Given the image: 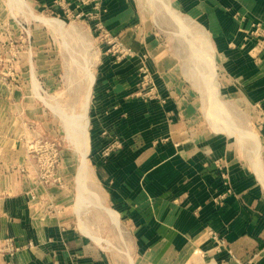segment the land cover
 I'll return each instance as SVG.
<instances>
[{"label": "crops", "instance_id": "1", "mask_svg": "<svg viewBox=\"0 0 264 264\" xmlns=\"http://www.w3.org/2000/svg\"><path fill=\"white\" fill-rule=\"evenodd\" d=\"M36 1L43 10L56 2ZM170 2L197 22L210 40L215 68L222 77L218 97L230 106L231 100L243 103L257 113L260 147L254 151L264 155V30L261 35L254 33L258 24L264 29V0ZM104 6L106 26L137 55L149 57L161 99L133 95L139 84V57L116 60L98 46L94 32L96 45L90 54L94 61L87 66L93 81L89 85L85 77L82 94L71 101L74 113L87 120V139L77 133L76 125L77 134L59 136L61 118L49 111L46 101L22 97L24 130L10 124V137L19 131L23 136L58 140L59 172L66 184H40L21 140L20 147L4 141L0 264H243L254 255L257 264H264V184L254 169L257 158L251 147H235L230 134L206 127L199 91L175 51L152 31L138 0H104ZM37 39L46 44L32 49L36 61L26 62L25 69L42 72V91L53 93L61 86L60 52L52 45L55 36L44 29ZM89 45L90 53L93 44ZM112 139L121 140L122 148L103 158L101 152ZM84 162L87 174L90 170L104 190L101 202L107 207L98 205L107 209L113 225L129 235L121 251L100 237L94 239L88 227L77 222L92 195L85 191L78 205ZM76 166L78 180L73 174ZM259 166L262 169L264 164ZM223 171L234 191L217 206L214 197L226 190L220 177ZM208 228L225 238L226 249L214 251ZM5 239L19 248L13 255L1 252Z\"/></svg>", "mask_w": 264, "mask_h": 264}, {"label": "rangeland", "instance_id": "2", "mask_svg": "<svg viewBox=\"0 0 264 264\" xmlns=\"http://www.w3.org/2000/svg\"><path fill=\"white\" fill-rule=\"evenodd\" d=\"M70 2L71 11L77 15L83 8L77 5V0H70ZM138 2L143 10V15L145 14L144 16H147L146 19L150 22L152 31L158 33L160 41L166 47L175 51L180 65L185 69L184 73L188 80L199 91L205 109L203 117L206 127L230 134L235 147H251L258 164V166H254V169L261 168L259 165L260 163L264 164V155L254 151L255 147H260L256 128L257 113L243 103L239 104L231 100L230 106L227 100L220 95L218 97L217 86L222 77L215 68L211 55V42L202 31L201 26L189 17L182 15L177 8L171 5L170 0H138ZM38 5L36 0H0V147H4L3 144L6 140L12 147H17L19 140L23 146L27 147L31 140L34 141L38 137L36 134L23 136L18 133L19 131L17 134L12 133L10 137L8 125L11 124L13 129L21 127L24 130L21 111L25 105L22 102V97L46 101L45 103L52 109L49 111H53L57 117L61 118H59L61 121L59 136L65 137L68 132L76 133L75 125L79 123L77 118H81V124L85 125V122L87 124V120H84L80 113H74L75 105H72L71 101L82 94L85 77L88 78L89 85L93 81L92 74L87 76V66L91 60L94 61V56L90 54L94 53L93 48H95L90 24L83 18L77 19L73 15L68 17L64 9L56 2L48 6L47 10L41 9V6L39 8ZM53 18H61L66 20V23L63 25V22ZM54 23L61 27L50 25ZM144 24L146 25V21ZM42 29L46 33L49 32L50 37L55 36L52 45L60 52L61 70L58 78L61 86L53 93L42 91L44 89L41 86L40 74L42 72L25 69L26 62L34 63L36 61L32 49L43 47L46 44V41L37 39ZM207 40L209 41L206 42ZM88 42L89 46L93 44L90 53L87 49ZM148 59L147 56L145 60L149 67ZM30 128L34 129L32 125ZM251 135L258 138L257 142L254 143L251 140ZM262 170L264 171V167ZM13 171L11 169V173ZM73 174L77 176V166ZM85 174L87 173L81 169L80 177L85 183L86 192L87 194L92 193L93 196L90 194V197L86 199L83 212L77 216V222L80 224L83 221L81 225L84 223L88 227V229L84 228L94 239L100 237L102 241L111 243L112 249L121 251L124 247L120 246L122 242H128L129 235L125 229L122 230L121 227L113 225L111 222L113 219L110 220L108 214L98 205L102 201L101 196L104 195L98 178L90 170L86 176ZM78 187H80V183ZM101 203L107 207L103 202ZM5 241L7 242L6 239ZM3 251L10 253L11 246L5 243L1 248V252Z\"/></svg>", "mask_w": 264, "mask_h": 264}, {"label": "built area", "instance_id": "3", "mask_svg": "<svg viewBox=\"0 0 264 264\" xmlns=\"http://www.w3.org/2000/svg\"><path fill=\"white\" fill-rule=\"evenodd\" d=\"M77 2V5L83 8L77 15L73 14L71 11L70 0H62L60 2L56 1V4L64 9V12L68 17L73 15V17H76L77 19L83 18L87 21L90 24L91 32H95L96 34L98 46H101L107 54L112 55L116 60L119 61L128 57L138 56L139 84L133 95L148 100L161 99L160 93L156 88L153 74L145 60L147 55H137V52L134 51L132 47L124 43L118 33H114L106 26L104 21V13L106 11L104 0H77ZM53 19L63 22V25L66 23V20L61 18ZM50 25L61 27L55 23ZM263 30V27L258 24L254 33L256 35H261ZM29 37L30 34L28 33V38ZM257 107L259 106L257 105ZM120 148H122V141L119 139H112L102 150L101 156L103 158H109ZM26 149L30 159L34 162V175L40 184L45 186H65L66 181L59 172L62 162V151L56 139L38 136L34 141L31 140V143L26 147ZM220 177L226 187V190L214 197L213 200L217 206H222L225 199L234 191L228 173L223 171L221 172ZM207 233L214 243L213 249L215 252H221L226 249V240L221 234H219V232L212 228H208ZM7 244L11 246L10 253L12 254L19 249L13 244L12 239H8ZM256 257L257 255H254L248 262L243 264H257L255 261ZM238 264H241V262L239 261Z\"/></svg>", "mask_w": 264, "mask_h": 264}, {"label": "bare ground", "instance_id": "4", "mask_svg": "<svg viewBox=\"0 0 264 264\" xmlns=\"http://www.w3.org/2000/svg\"><path fill=\"white\" fill-rule=\"evenodd\" d=\"M57 21V20H56ZM52 23V22H51ZM59 23V22H58ZM60 24V23H59ZM205 33V32H204ZM201 36H202V34H201ZM203 37V36H202ZM203 39V38H202ZM204 39H205V37H204ZM209 40H207L206 42H208ZM206 42H204V43H206ZM211 44V43H210ZM205 45H207V43L205 44ZM209 48H210V46H209ZM208 48V49H209ZM206 49H207V47H206ZM210 51V50H209ZM210 55V54H209ZM207 56V55H206ZM209 57V56H208ZM86 114V113H85ZM85 114H82V115H85ZM76 116H78V115H76ZM75 119V118H74ZM80 119L81 118H77V122H79V123H76V130H78L77 131V133L79 132V133H82V135L84 136V138H86V131H85V125L84 124H81V122H80ZM76 132V131H75ZM77 133H75V134H77ZM82 135H80V136H82ZM79 136V137H80ZM82 136V137H83ZM75 137H77V135H75ZM78 137V138H79ZM88 137V136H87ZM250 138H251V140L255 143V142H257V137L256 136H253V135H251L250 136ZM87 139V138H86ZM85 139V140H86ZM87 141V140H86ZM82 142V144H83V142H84V140L82 141H80V143ZM79 143V142H78ZM85 143V142H84ZM79 146L81 147V144H79ZM83 146V145H82ZM260 162V161H259ZM83 165L81 166V169L85 172V173H87V170L89 169L88 168V165L86 164V162H84V163H82ZM254 165L255 166H258V164H257V162H255L254 163ZM257 170V173L259 174V177H260V179L262 180V182L264 183V174H263V171H262V169L260 168V167H257L256 168ZM87 174H85V176H86ZM90 175V174H89ZM88 177V176H87ZM89 179V178H88ZM80 180H81V178H80ZM82 181V180H81ZM85 182H86V180H85ZM85 183H83V181H82V184H81V186H80V193H79V202H78V205L80 206L81 205V202H82V197H83V195H84V193H85V189H83V186H85L84 185ZM88 186V185H87ZM86 187V186H85ZM83 190H84V192H83ZM104 210H107V209H104ZM81 223H82V221H81ZM81 227H82V225H81ZM83 228V227H82ZM87 229V228H86Z\"/></svg>", "mask_w": 264, "mask_h": 264}]
</instances>
